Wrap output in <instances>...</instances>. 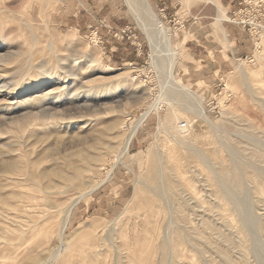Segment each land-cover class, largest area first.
<instances>
[{"label":"rangeland","instance_id":"obj_1","mask_svg":"<svg viewBox=\"0 0 264 264\" xmlns=\"http://www.w3.org/2000/svg\"><path fill=\"white\" fill-rule=\"evenodd\" d=\"M146 1L168 42L136 0H0V264H264V34L231 22L240 0L223 29L212 0ZM133 127L143 161L117 162ZM173 139L196 194L163 179L149 206Z\"/></svg>","mask_w":264,"mask_h":264},{"label":"bare ground","instance_id":"obj_2","mask_svg":"<svg viewBox=\"0 0 264 264\" xmlns=\"http://www.w3.org/2000/svg\"><path fill=\"white\" fill-rule=\"evenodd\" d=\"M135 1V0H134ZM136 2L139 3V5L141 6V10L142 12L145 10V12L149 13V16L151 17L152 20V24L158 28L155 32L154 30H152L151 27L153 26H148V24L145 23L142 25L143 26V30L146 33L148 40H149V44H150V48H151V52H155V48L157 46L156 44V37L154 35V33H159V35L162 36V38H164L167 42L169 41V35L168 33L162 29V27H158V25H160V21L156 18V16L151 13L150 10V6L148 4V2L146 0H136ZM216 4V9H217V16H216V20L220 21L221 19L225 18V14L223 12V9L219 6V4L217 3V1L214 3ZM138 6V5H137ZM142 16V15H141ZM148 16V15H147ZM148 18V17H147ZM146 18V19H147ZM146 19H143V22L146 21ZM148 20V19H147ZM142 22V21H141ZM150 22V20H148V23ZM158 31V32H157ZM154 32V33H153ZM264 48V38H262L260 41L256 42V46H255V51H259L260 48ZM155 50V51H154ZM175 53H177V50L174 48ZM174 53V52H173ZM176 55V54H174ZM248 69V68H247ZM239 74L241 75V78L244 82H246L248 80V78L250 77L251 74H249L243 67H239L238 69ZM264 74V73H263ZM257 75V74H256ZM255 75V76H256ZM251 78V77H250ZM180 86V85H179ZM182 86H185L184 84ZM182 88V87H181ZM185 88V87H183ZM13 89V88H12ZM15 89V88H14ZM187 89V87H186ZM202 89V88H201ZM188 90V89H187ZM10 91V90H9ZM189 91V90H188ZM42 92V91H41ZM192 94L191 96L194 97V99L198 98L197 100H200L198 97L201 94L198 91H193L190 90L189 95ZM197 96V97H196ZM196 97V98H195ZM201 101V100H200ZM264 102V101H263ZM200 103V102H198ZM262 103V102H261ZM264 104V103H263ZM201 105L199 104V107ZM170 109V108H169ZM149 110L146 109L143 113H141L139 119H142L148 112ZM202 113V112H201ZM200 115V114H199ZM202 118V115L200 116ZM178 119V118H177ZM135 126V125H134ZM180 130V127H179ZM135 132V128L133 127L129 133L127 134L126 138H125V142H124V147L123 150H121L120 154L116 157L115 161H121V162H126L128 159L132 158V157H136V160H138V162L143 161L142 157H141V150L138 149L136 151H133L132 153H127L128 158H123V154H125L126 149L128 147V143L130 141V138L132 137V135ZM167 136V135H166ZM170 137V136H169ZM172 138V137H171ZM215 138V137H214ZM193 139V138H192ZM184 139H173V141L166 143L164 142V148L161 149L160 153H157L156 151H153V156L151 157V159L149 160V164H148V181L145 183V186L143 187V189L145 188V192L147 193L146 195V200H145V204H149L150 205H158L156 204V199L159 197H161L162 194V187L160 186V181H162L163 179H165L166 181V186L169 188L172 187H180L182 186L184 189L188 190L191 194H196L195 190H194V182H195V178L192 176L191 174V170L187 167V162H194V160H197L198 158V154L195 150H193L192 145L189 146V143L183 142ZM196 140V137H195ZM199 140V139H198ZM189 142V140H188ZM193 142V141H192ZM191 142V143H192ZM221 143V142H220ZM202 144V142L200 143V145ZM199 145V146H200ZM203 146V144H202ZM211 148V147H210ZM203 149V148H202ZM205 149V148H204ZM213 149V148H212ZM209 151V149H207ZM211 150V149H210ZM214 150V149H213ZM83 151V150H82ZM211 152V151H210ZM217 152V151H216ZM229 152V151H228ZM143 156V154H142ZM235 159V158H234ZM74 162V161H73ZM128 165V164H127ZM129 167V165H128ZM220 170L224 173V174H228L229 173V169L227 167H220ZM249 173V172H248ZM230 175V174H229ZM231 176L233 177V179L235 180V182L237 183V178L236 176L231 173ZM253 176V175H252ZM250 176V177H252ZM194 181V182H193ZM198 186V185H197ZM205 187V186H203ZM207 187V186H206ZM165 189V188H164ZM140 193V192H139ZM144 194V192H142ZM141 193V194H142ZM137 194V192H136ZM221 195V194H220ZM135 196V192L134 195H132L130 197L129 200H132L133 197ZM136 197V196H135ZM163 197V196H162ZM140 199V198H139ZM166 199V198H165ZM198 199V198H197ZM222 199V197H221ZM169 200V199H168ZM134 202V201H133ZM137 202V201H135ZM162 202H166L162 201ZM159 203H161L159 201ZM139 204V203H137ZM183 204V203H182ZM132 205V204H131ZM135 205V204H134ZM184 205V204H183ZM160 206V205H159ZM134 207V206H132ZM139 207V206H137ZM141 207V206H140ZM183 207V206H182ZM181 207V208H182ZM144 208V207H143ZM147 208V206H146ZM178 208V207H177ZM154 209V207H153ZM158 209V208H157ZM133 210V209H132ZM177 210V209H175ZM179 210V209H178ZM138 211V210H137ZM163 211V210H162ZM169 212V210H168ZM177 212V211H176ZM179 212L181 213V209L179 210ZM147 213L151 214L152 211H147ZM178 213V212H177ZM226 213V212H225ZM139 214V213H138ZM161 214V213H160ZM179 215V213H178ZM184 215V213L182 214ZM226 215V214H225ZM138 216V215H137ZM158 216V214H157ZM67 217V216H66ZM142 217V216H140ZM139 217V218H140ZM163 217V216H162ZM229 217V216H227ZM149 218V217H148ZM161 218V217H160ZM229 220V219H228ZM141 221V220H140ZM155 221V220H154ZM158 221V220H157ZM160 221V219H159ZM231 222V221H230ZM66 223V219L64 220L62 226H61V230L64 228ZM95 223V222H94ZM86 224V223H85ZM84 224V225H85ZM95 225V224H94ZM198 227V226H197ZM97 228V227H96ZM139 228V227H138ZM94 230V228H91ZM200 229V228H199ZM89 230V229H87ZM199 231V230H198ZM133 233V232H132ZM199 235V234H198ZM106 236V235H105ZM104 236V237H105ZM182 241V240H181ZM184 241V240H183ZM183 243V242H182ZM179 245V244H177ZM176 245H174L175 247ZM173 249V248H172Z\"/></svg>","mask_w":264,"mask_h":264},{"label":"built area","instance_id":"obj_3","mask_svg":"<svg viewBox=\"0 0 264 264\" xmlns=\"http://www.w3.org/2000/svg\"><path fill=\"white\" fill-rule=\"evenodd\" d=\"M231 22L247 29L251 36L258 39L264 34V6L261 0H240L233 12ZM185 123L182 122L181 126Z\"/></svg>","mask_w":264,"mask_h":264},{"label":"crops","instance_id":"obj_4","mask_svg":"<svg viewBox=\"0 0 264 264\" xmlns=\"http://www.w3.org/2000/svg\"><path fill=\"white\" fill-rule=\"evenodd\" d=\"M214 3L217 1V0H212ZM164 2H168V0H166V1H164V0H162V3H164ZM171 2L173 3V1L171 0V1H169V4H171ZM219 2V1H218ZM220 3V2H219ZM215 6H216V4H215ZM216 16H217V10H216V13H215V20H216ZM222 20H225V19H221L220 21H218V24L222 27V29H223V26L221 25V21ZM217 21V20H216Z\"/></svg>","mask_w":264,"mask_h":264}]
</instances>
